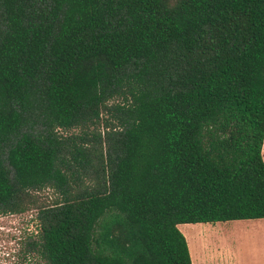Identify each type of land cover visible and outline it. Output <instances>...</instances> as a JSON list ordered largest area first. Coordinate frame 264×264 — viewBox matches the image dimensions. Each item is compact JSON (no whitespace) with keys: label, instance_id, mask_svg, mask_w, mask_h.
<instances>
[{"label":"trees","instance_id":"16d2710c","mask_svg":"<svg viewBox=\"0 0 264 264\" xmlns=\"http://www.w3.org/2000/svg\"><path fill=\"white\" fill-rule=\"evenodd\" d=\"M263 136L264 0H0V215L35 208L38 263L192 264L178 224L264 217Z\"/></svg>","mask_w":264,"mask_h":264},{"label":"rangeland","instance_id":"374dc122","mask_svg":"<svg viewBox=\"0 0 264 264\" xmlns=\"http://www.w3.org/2000/svg\"><path fill=\"white\" fill-rule=\"evenodd\" d=\"M264 160V136L261 145ZM53 192L44 188L33 192L36 205H46ZM35 208L21 213L0 215V264L38 263L35 255L27 252L26 244L34 239ZM190 249L191 262L195 258L207 263L264 264V217L230 220L215 223H183L177 225ZM38 264H44L42 262Z\"/></svg>","mask_w":264,"mask_h":264},{"label":"crops","instance_id":"0c3cea01","mask_svg":"<svg viewBox=\"0 0 264 264\" xmlns=\"http://www.w3.org/2000/svg\"><path fill=\"white\" fill-rule=\"evenodd\" d=\"M187 244V243H186ZM188 248V253H189V256H191V254H190V249H189V247H187ZM190 260H191V257H190ZM195 262L197 263V264H211V263H207V261H206V259L205 260H201V258H195ZM192 263V262H191ZM214 264H229L228 262H219V263H214Z\"/></svg>","mask_w":264,"mask_h":264}]
</instances>
